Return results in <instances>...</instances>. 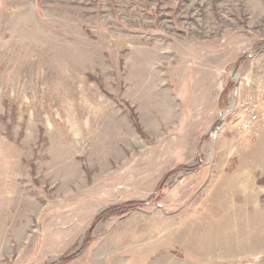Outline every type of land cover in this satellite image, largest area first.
<instances>
[{"label":"rangeland","instance_id":"374dc122","mask_svg":"<svg viewBox=\"0 0 264 264\" xmlns=\"http://www.w3.org/2000/svg\"><path fill=\"white\" fill-rule=\"evenodd\" d=\"M248 97L264 0H0V264H264Z\"/></svg>","mask_w":264,"mask_h":264},{"label":"built area","instance_id":"2783aa9c","mask_svg":"<svg viewBox=\"0 0 264 264\" xmlns=\"http://www.w3.org/2000/svg\"><path fill=\"white\" fill-rule=\"evenodd\" d=\"M244 106L240 113H242L241 118L239 119V127L241 130H250L251 128H256L264 121V107H261L259 110L258 103L251 101V98L248 97L244 101Z\"/></svg>","mask_w":264,"mask_h":264},{"label":"trees","instance_id":"16d2710c","mask_svg":"<svg viewBox=\"0 0 264 264\" xmlns=\"http://www.w3.org/2000/svg\"><path fill=\"white\" fill-rule=\"evenodd\" d=\"M137 202H134V203H127V204H124L122 205L121 207H113L112 209H110L108 212H105V213H102L101 215H99L97 218H102L104 216H107L108 214H115L117 210H119V208H122L124 210H128V209H131L135 206H137ZM94 222H96V220H94Z\"/></svg>","mask_w":264,"mask_h":264}]
</instances>
